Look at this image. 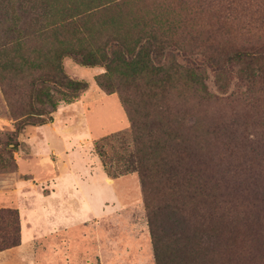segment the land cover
Instances as JSON below:
<instances>
[{"label":"rangeland","instance_id":"obj_1","mask_svg":"<svg viewBox=\"0 0 264 264\" xmlns=\"http://www.w3.org/2000/svg\"><path fill=\"white\" fill-rule=\"evenodd\" d=\"M146 37L198 60L264 51V0H0V210L20 239L0 264H231L232 241L237 264H264V60L198 74L121 60L115 42ZM60 65L88 89L44 88L53 122L17 134Z\"/></svg>","mask_w":264,"mask_h":264},{"label":"trees","instance_id":"obj_2","mask_svg":"<svg viewBox=\"0 0 264 264\" xmlns=\"http://www.w3.org/2000/svg\"><path fill=\"white\" fill-rule=\"evenodd\" d=\"M18 1V0H17ZM137 49H134L131 53L128 52L126 47L118 42H115V48L119 51L121 60L126 64L136 65L138 63H144L147 67L162 69L165 68L167 61L175 64L181 69L193 70L196 74L207 70L208 68H218V70L230 71L232 65L239 66L242 62L251 61L254 59L264 60V51H247L245 49H237L229 54L222 62H216L213 59H206L205 55L202 54V59L198 60L197 56L190 53L180 52L173 49L172 46L158 47L155 40L152 37H146L142 41L137 43ZM141 51L144 53L143 59H141ZM63 57L72 58L77 64L84 67H96V66H108L114 62V57L105 62H99L93 57L80 56L78 52H66L62 55ZM205 56V57H204ZM179 57L180 63L176 60ZM105 89H108L102 82L100 83ZM89 87L87 81L82 79H73L68 77L60 65V76L56 78H41L35 82L30 105L32 110L33 118L27 117L19 122L17 127V134H20L26 126H42L53 122L52 113L56 111L57 105L53 98L44 95L42 90L47 88L48 90L58 91L63 93L65 96L72 98L80 95L86 91ZM18 142L12 144L13 148L18 147ZM10 161L13 162V158L10 156ZM141 184L145 193H148V184L146 182L145 175L141 176ZM7 221V222H6ZM149 224L151 228V235L155 248L157 259L159 257L160 244L162 237L158 234V228L155 224L153 217H149ZM178 223L174 224V228L177 233L172 234L176 236V241L183 245L182 248L188 250L187 243L190 239L189 236L184 235V228H181V232L178 231ZM12 228V232L9 234L5 230ZM173 227L171 226L170 229ZM5 232V233H3ZM219 240V239H218ZM19 226H18V215L15 210H0V252L6 249L19 245ZM222 240H219V245ZM236 245V244H235ZM233 241L231 243L230 257L228 261L231 264H237L239 261V247L235 246ZM193 261V259H192ZM160 262V260H159Z\"/></svg>","mask_w":264,"mask_h":264}]
</instances>
